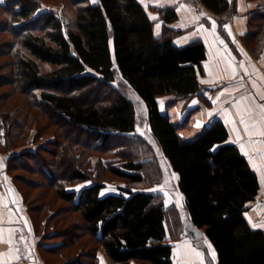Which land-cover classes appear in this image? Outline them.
<instances>
[{
  "label": "trees",
  "instance_id": "1",
  "mask_svg": "<svg viewBox=\"0 0 264 264\" xmlns=\"http://www.w3.org/2000/svg\"><path fill=\"white\" fill-rule=\"evenodd\" d=\"M198 1L216 15V29L227 40L224 25L237 13L235 0ZM68 2L74 21L67 32L52 15L34 17L40 0L0 3V33L9 37L0 43V150L8 155V171L23 203L36 217L42 258L49 264L67 247L81 245L61 264H99L98 251L107 264H172L171 242L183 233L182 214L176 205L165 207L161 194L147 192L163 172L155 147L135 136L138 109L113 86L119 79L142 105L149 136L178 175L191 227L202 229L218 264H264V232L245 218L259 194L258 178L228 141L225 125L215 120L183 140L159 109L160 98L172 106L201 90L202 41L177 47L173 39L180 31L166 26L156 37L154 20L138 0ZM149 11L165 23L178 18L169 6ZM247 28L244 45L264 47V0L249 13ZM34 110L51 127L32 130ZM42 137H47L44 144ZM118 146L123 148L116 153L119 165L104 162ZM24 161L32 166L31 176L41 180L25 185L45 187L32 203L12 175ZM114 181L125 186L101 196L104 184ZM55 200L60 207L49 208L47 202ZM45 210L46 218L37 220ZM58 222H64L61 231Z\"/></svg>",
  "mask_w": 264,
  "mask_h": 264
},
{
  "label": "crops",
  "instance_id": "2",
  "mask_svg": "<svg viewBox=\"0 0 264 264\" xmlns=\"http://www.w3.org/2000/svg\"><path fill=\"white\" fill-rule=\"evenodd\" d=\"M138 1L154 20L156 37L166 26L180 31L173 39L177 47L197 40L204 44L206 60L202 63L203 75L199 76L201 90L172 106H166L160 98L159 109L172 125L179 128L178 135L183 140L193 138L215 120L225 125L228 141L247 159L258 178L259 194L248 204L245 218L253 229L264 232V47L247 48L241 40L248 30V15L255 10L259 0H235L237 13L227 17L224 25L227 40L216 29V15L198 0ZM166 6L173 7L178 17L176 21L165 23L159 19L158 13L149 11L150 7ZM241 117L247 123V133ZM166 164L169 175L164 178L163 173V184L171 180L174 194L181 202L183 218V233L178 240L171 242L172 264H218L216 252L202 229H198L202 234L199 239L189 237L192 225L184 208V196L178 189L179 178L167 160ZM160 184H155L147 192L161 194L165 207L176 205L163 186L156 188ZM76 187L80 189L81 185ZM39 245L36 217L23 203L8 171V155L0 150V264H47L40 254ZM197 252L200 256L196 255ZM97 256L99 264H107L101 251ZM61 259L63 262L68 260L66 255Z\"/></svg>",
  "mask_w": 264,
  "mask_h": 264
},
{
  "label": "rangeland",
  "instance_id": "3",
  "mask_svg": "<svg viewBox=\"0 0 264 264\" xmlns=\"http://www.w3.org/2000/svg\"><path fill=\"white\" fill-rule=\"evenodd\" d=\"M40 2H41L40 8L36 11L34 17L39 16V15H52L55 19L60 21V23L62 24L63 31L67 32L69 30V26L74 21V11L72 9L71 4L68 2V0H40ZM93 2H94V0H88V3H93ZM0 3H5V0H0ZM8 39H9V37L6 35V33H0V43L5 42ZM4 53H6V51ZM0 61H3V59H0ZM45 67L49 68V66H45ZM113 86L118 87V89L126 97H128L130 100H132V102L136 106V109H138V111H137V118H138L137 119V129L135 132V136L143 138L144 140H146V142L149 145L151 144L155 147L156 153L159 157V163L161 166V170L164 173V178H165V176L169 175V172H167L166 167H165L166 160L160 157L159 149H157L153 139L149 136V133H148V130H147L146 124H145L146 119H145L144 110H142L143 109L142 105H139L140 103L139 104L137 103L138 100H137V97L135 96V94H133L124 84L120 83L119 79H116V82L113 84ZM19 99H21L20 101H22L24 104L25 103L27 104V99L23 98L21 95L19 96ZM90 99H91V97H90ZM14 102H16V101H12V104H14ZM9 108H12V107H9ZM48 123H49L48 119L40 111H38V110L33 111V120H32V123L30 125V128L32 130H35V129L38 130V129H40V127L49 126ZM49 127H51V126H49ZM52 131H54V127L50 128V134ZM71 136L76 137L77 133L72 132ZM46 138L47 137H42L41 139H39L41 144L45 143V141L47 140ZM24 148H25V146L18 148L17 152L24 150ZM122 150H123L122 147H119V146L115 147L112 150V153L113 154L115 153V156H113V157L108 156L107 158H104L103 161L104 162L113 161V162H115L116 166L119 165L121 158L116 153H118ZM110 151H111V149H110ZM93 160L96 161L97 156H95L93 158ZM30 167H32L31 164L24 161L20 170L12 172V175H16L18 177L17 182L19 184L18 183L17 184L20 185L22 191L25 192L26 199H27L28 203H32V201L35 199V197H37L45 189V187L37 186L39 184H37L35 186L25 185L24 182L27 180L33 181V179H36L35 182L41 181L37 177L35 178L34 176H31V174L29 172ZM168 179H169V177L166 178L165 180H168ZM164 182L165 181L162 179L160 181V183H162V184L157 185L156 188L159 189V188H162V186H163L167 190L168 194L174 198V202H175L174 204H176L177 207L179 208V210H181V208H180L181 202H180L179 198L176 197L174 194V191L172 189L171 180L168 181L166 183V185L163 184ZM124 186H125V184L122 181H114V182H110V183H105L104 188L100 192V195L104 196L106 194H118L119 190L117 189V187L121 188ZM75 189L77 190V189H79V187H75ZM149 189L150 188H148L147 190H149ZM36 204L39 205L40 203L37 202ZM34 205L35 204H31L30 207H32L34 209ZM47 205L49 206V208H50V206H53L55 209H58L61 205V202L58 200H55V203H53L52 205L50 202H47ZM47 214L48 213L45 210V212H43L42 216L40 215L37 220H39L40 218H42V220H43L44 218H46ZM71 217L72 218H78L79 216L77 214H73V215L71 214ZM52 220L57 221L58 217L54 216ZM64 222H58V223H60V225H56V229H59L60 231L63 230L61 224L63 225ZM79 247L81 248V245H77L76 247H72V248L67 247V249L62 250L63 255H66L67 258H70L71 254L74 253ZM78 253H79V251H78ZM79 258H81V256ZM80 260H82V259H80ZM62 262H63V260L61 259V257H53L49 260V264H61Z\"/></svg>",
  "mask_w": 264,
  "mask_h": 264
},
{
  "label": "water",
  "instance_id": "4",
  "mask_svg": "<svg viewBox=\"0 0 264 264\" xmlns=\"http://www.w3.org/2000/svg\"><path fill=\"white\" fill-rule=\"evenodd\" d=\"M188 235L192 240H197L202 234L197 230V228L192 227V229L188 231Z\"/></svg>",
  "mask_w": 264,
  "mask_h": 264
},
{
  "label": "snow or ice",
  "instance_id": "5",
  "mask_svg": "<svg viewBox=\"0 0 264 264\" xmlns=\"http://www.w3.org/2000/svg\"><path fill=\"white\" fill-rule=\"evenodd\" d=\"M241 123L245 125L244 130H245V132L247 133V132L249 131V129H248L247 123L244 121L243 117H241ZM196 255H197V256H200V253L197 252ZM213 255H214V253H213Z\"/></svg>",
  "mask_w": 264,
  "mask_h": 264
}]
</instances>
